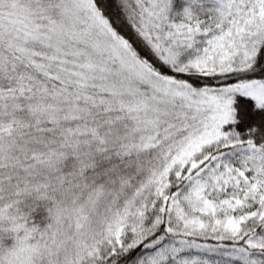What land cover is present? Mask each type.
<instances>
[{"label":"snow or ice","instance_id":"1","mask_svg":"<svg viewBox=\"0 0 264 264\" xmlns=\"http://www.w3.org/2000/svg\"><path fill=\"white\" fill-rule=\"evenodd\" d=\"M0 264H264V0H0Z\"/></svg>","mask_w":264,"mask_h":264}]
</instances>
